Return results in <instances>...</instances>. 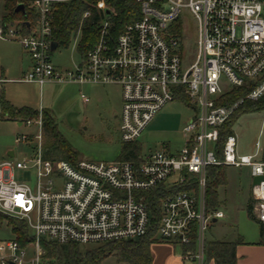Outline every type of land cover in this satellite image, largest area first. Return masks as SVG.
<instances>
[{"label":"built area","instance_id":"2783aa9c","mask_svg":"<svg viewBox=\"0 0 264 264\" xmlns=\"http://www.w3.org/2000/svg\"><path fill=\"white\" fill-rule=\"evenodd\" d=\"M61 1L68 0H34L38 19L28 31L22 24L0 19V38L18 41L31 57L32 67L24 81L40 86L48 82L121 85L123 103L118 118L123 142L137 141L160 109L183 101L180 97L184 95L196 115L184 126L186 142L180 151L152 150L141 154L138 164L45 158L41 133L30 157L1 160L0 211L25 221L33 240L22 245L16 238L0 239V264H45L43 239L98 245L141 238L151 224L143 192L191 179L197 181V188L161 200L157 236L183 245L195 239V252L185 257L204 264L206 233L225 217L221 208L206 207L207 168L247 166L253 178L264 177L261 141L253 153L240 155L233 132L226 136L219 154L224 125L245 99L264 96V0H138L141 17L115 37L110 19L104 17L97 40L85 57L80 55L81 62L74 69L58 67L52 60L53 5ZM98 6L105 4L101 1ZM183 9L198 24L191 62L178 23ZM80 34L75 36L78 43ZM249 82L254 87L244 98L219 104L232 88ZM39 125L42 131V118ZM24 140L25 135L16 137L17 143ZM16 169L31 173L32 182L18 180ZM175 175L176 181L167 184ZM252 195L256 216L264 224V178L252 184ZM30 245L35 252L26 261Z\"/></svg>","mask_w":264,"mask_h":264},{"label":"rangeland","instance_id":"374dc122","mask_svg":"<svg viewBox=\"0 0 264 264\" xmlns=\"http://www.w3.org/2000/svg\"><path fill=\"white\" fill-rule=\"evenodd\" d=\"M1 13V11H0ZM179 26L183 32L187 59L191 62L195 56L198 38V24L193 15L183 9L179 19ZM74 37L68 47H59L53 51L52 60L55 65L63 69H74L81 62L78 51V41ZM16 64V63H15ZM19 66L27 69L29 59L23 55ZM10 78H21L20 73H10ZM7 90L12 101L18 105H28L35 109H49L56 121L57 131L69 147L76 153L77 159L98 162H111L118 160L123 140L120 133V120L117 114L122 109V87L119 84H96L74 82H48L42 89L39 85L29 82H7ZM89 99L84 101L83 97ZM196 115L194 106L184 101L176 100L160 109L154 119L147 125L138 141L142 145V154L152 150L167 148L168 152L180 151L185 145L184 126L187 121ZM30 119L18 127L20 135H25L24 142H16V134L11 125L0 123V157L5 150L4 146H11L15 152V159L24 155L31 156L38 148L42 134V145L48 137L40 129L39 121ZM233 131L237 136L238 152L248 154L254 152L256 142L264 143V110L250 111L239 115ZM7 158V155H5ZM224 186L219 187V199L225 217L216 225L211 226L206 237L213 236L218 239L231 238L237 231L247 239H256L259 226L249 215L247 205L251 198L253 177L250 167L228 166ZM18 180L26 179L32 182L33 177L26 175L22 170H15ZM178 175L166 180L167 184L176 181ZM10 219L21 220L0 211V239H14L15 235L8 225ZM23 221V220H22ZM48 240V239H44ZM98 245H84V249H91ZM182 245L176 244L181 250ZM35 247L27 248L26 261L34 256ZM44 261V259H43ZM45 264H47L45 262ZM102 264H130L118 261L116 255L106 257Z\"/></svg>","mask_w":264,"mask_h":264},{"label":"trees","instance_id":"16d2710c","mask_svg":"<svg viewBox=\"0 0 264 264\" xmlns=\"http://www.w3.org/2000/svg\"><path fill=\"white\" fill-rule=\"evenodd\" d=\"M34 0H0V19L11 25L22 24L25 30L35 24L38 14L32 2ZM103 1L104 8L111 10V34L115 37L119 35L125 27L141 17L140 4L138 0H68L54 3L53 19V41H56L59 47H68L72 39L80 32L78 44L79 54L85 57L98 38L100 21L106 17L105 9L100 8L98 3ZM23 4V9L18 6ZM88 12L87 16L84 14ZM264 79V75L262 77ZM254 84L249 82L240 87H234L221 98L219 104H231L240 98H244ZM189 105L187 96L180 97ZM2 117L7 119H17L27 121L37 119L42 116V130L44 136L48 137L42 145L45 158L66 159L72 162L77 161L76 153L69 145L60 138L57 131L56 121L53 113L49 109L42 111L28 106L16 107L11 104L4 94L0 95ZM264 110V96L258 100L245 99L236 110L231 119L221 130V139L219 143V154L221 146L228 134L233 133V125L239 115L250 111ZM142 154V145L137 140L134 142H123L121 155L118 160H130L135 164L140 162ZM226 165H212L207 168L206 184V207L207 209H218L221 207L219 199V187L224 186L226 181ZM196 180L191 179L188 183H181L177 186L167 187L164 184L143 192L142 200L147 204L151 224L148 233L137 239H131L123 242H108L98 244L91 249H84L78 243L59 244L50 240H42L44 263L47 264H102L103 260L111 254L117 256L118 261H126L130 264H152V254L150 245L157 236V230L160 222L161 200L170 194L197 188ZM255 199L250 198L247 211L248 215L257 222L261 240L264 242V224L260 222L254 214ZM15 238L22 244L27 245L33 240L29 228L25 221L10 219L8 224ZM244 238L238 236L236 240H206L205 256L215 260L216 264H236V248L240 243H244ZM196 249L195 239L188 245H185V253L192 254Z\"/></svg>","mask_w":264,"mask_h":264},{"label":"crops","instance_id":"0c3cea01","mask_svg":"<svg viewBox=\"0 0 264 264\" xmlns=\"http://www.w3.org/2000/svg\"><path fill=\"white\" fill-rule=\"evenodd\" d=\"M23 55L29 59L30 65L27 67L26 70H24V68L22 66H19L18 64L19 61H22ZM31 67H32L31 57L23 49L22 45L18 41L0 38V95L4 94L6 99L16 107H24L28 105H23V106L16 105L12 101V96H10L9 91L7 90L6 83L11 82V81L17 82V83L23 82L24 75L31 69ZM16 72L20 73L21 78L19 77L15 80V78L9 77L10 73H16ZM24 82H29V81H24ZM29 83H35L39 85L36 82H29ZM43 86L39 85L40 89H42ZM28 107H31V106H28ZM36 110L42 111V109H36ZM27 121L3 118L1 103H0V123L11 125L10 129L14 130V134L19 136L20 134L18 131V127L22 126ZM4 148L5 150L1 154L0 161L3 159H6L5 155H7V158L15 157V152L12 150L11 146L5 145ZM251 153H248V154H251ZM240 155H246V154H240ZM263 157H264V154H263ZM251 198L254 199L252 195V188H251ZM254 214L256 215L255 204H254ZM219 221L214 223V225L219 223ZM258 234L259 235L256 239H247L244 235H242L241 233L237 231V233L232 235V237L229 239L227 238L218 239L213 236H208L207 240L233 241V240H236L238 236H242L245 242L237 245L236 264H264V242L263 243L259 242L261 240V237H260V233ZM178 243L179 242L177 241H166V240L161 239L159 236H156L154 241L150 245V250L152 254V264H199L195 259L185 257L186 255L185 245L179 243L182 245V248L181 250H177L176 244ZM204 264H216V262L214 259L212 258L208 259L205 256Z\"/></svg>","mask_w":264,"mask_h":264},{"label":"water","instance_id":"95a60500","mask_svg":"<svg viewBox=\"0 0 264 264\" xmlns=\"http://www.w3.org/2000/svg\"><path fill=\"white\" fill-rule=\"evenodd\" d=\"M23 8H24V5L23 4H21V5L18 6V9H23ZM105 15H106L107 18L111 17V15H112L111 10L108 9V8H106L105 9ZM58 46H59L58 43L56 41H53L52 42L51 49L52 50H55ZM263 178H264L263 176L254 177L253 178V181H252V184L253 185L258 184Z\"/></svg>","mask_w":264,"mask_h":264},{"label":"flooded vegetation","instance_id":"af4514ba","mask_svg":"<svg viewBox=\"0 0 264 264\" xmlns=\"http://www.w3.org/2000/svg\"><path fill=\"white\" fill-rule=\"evenodd\" d=\"M117 117H118V114H117Z\"/></svg>","mask_w":264,"mask_h":264}]
</instances>
